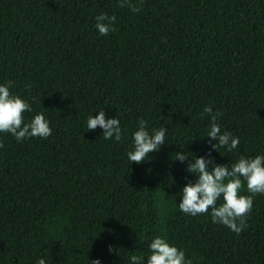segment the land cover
<instances>
[{
  "label": "trees",
  "instance_id": "16d2710c",
  "mask_svg": "<svg viewBox=\"0 0 264 264\" xmlns=\"http://www.w3.org/2000/svg\"><path fill=\"white\" fill-rule=\"evenodd\" d=\"M132 2L139 12L118 0H0V85L31 105L25 123L43 113L52 129L19 142L0 133V264H131L157 237L191 264H264V194L240 234L178 207L195 157L231 167L264 155V0ZM102 13L116 17L107 36ZM206 106L236 149H210ZM100 110L120 120L121 141L88 131ZM140 119L150 133L165 127L166 142L137 165L127 153Z\"/></svg>",
  "mask_w": 264,
  "mask_h": 264
},
{
  "label": "clouds",
  "instance_id": "9594fccd",
  "mask_svg": "<svg viewBox=\"0 0 264 264\" xmlns=\"http://www.w3.org/2000/svg\"><path fill=\"white\" fill-rule=\"evenodd\" d=\"M142 5L143 0H139ZM118 7H127L133 12H139L141 8L132 0H118ZM116 17L102 13L96 17V29L101 36H107L115 29L112 25ZM12 81L0 85V133L11 134L19 142L25 139L39 137L47 139L52 134L49 121L43 113L36 114L30 122L25 123L24 114L32 112L31 105L13 95L10 91ZM202 117L207 115L210 120L209 130L205 137L211 150L220 153L222 148L231 152L236 149L240 140L230 132H222L217 123L218 113H213L212 108L206 106L203 109ZM138 130L132 134L133 150L127 153L130 164L137 165L149 159V154L158 152L165 144L166 128L149 132L146 120L137 121ZM97 127L103 130L105 140L115 139L119 142L123 139V131L118 118H107L105 111L100 110L99 114L87 119L88 131H95ZM215 141V143H212ZM3 144L0 143V148ZM204 156L195 157L188 164L187 172L195 175L196 182H189L182 189L179 210L185 215L197 216L209 214L213 223L221 224L236 234H240L247 228V218L252 211L254 197L264 194V155H257L254 158L241 156L235 163L216 164L211 158V151ZM188 156L182 152H176V158L180 162L188 160ZM246 183L247 192L250 195H242L241 191ZM222 203L217 205V201ZM111 250V249H110ZM131 264H191L185 259V253L177 247L170 245L164 238H154L149 245V255L146 260L142 256L132 255ZM37 264H46L43 258ZM90 264H101L99 259L90 261Z\"/></svg>",
  "mask_w": 264,
  "mask_h": 264
}]
</instances>
